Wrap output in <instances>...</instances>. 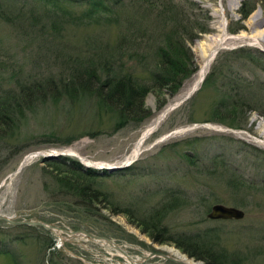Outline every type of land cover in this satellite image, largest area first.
Returning a JSON list of instances; mask_svg holds the SVG:
<instances>
[{"label":"rangeland","instance_id":"rangeland-1","mask_svg":"<svg viewBox=\"0 0 264 264\" xmlns=\"http://www.w3.org/2000/svg\"><path fill=\"white\" fill-rule=\"evenodd\" d=\"M123 1H128L123 7L133 5L131 0ZM161 1L180 4L182 10L191 11L192 17L202 21L207 30L197 32L191 41L185 40L196 66L194 72L158 110L154 96L146 94L143 105L151 114L139 126L114 128L115 115L95 112L93 102L86 97L75 103L65 98L54 102L48 97L33 103L21 117L15 114L10 131L0 130V214L13 220L39 219L63 230L79 231L65 234L60 230L65 239L57 246L52 230L36 225H10L0 220V264H130L103 240L84 233L107 237L136 261L143 260L156 248L166 254L162 247L178 250L170 243L151 241L127 221L123 212H112L133 206L143 214L164 199L165 191H175L186 201L169 211L161 224H167L172 232L217 231V242L228 253L235 251L246 256L245 264H264V115L255 109L248 111L244 128L206 120L214 91L211 86L200 91L202 82L144 138L140 153L127 168L96 178L95 185L109 193L108 205L85 207L74 196L57 191L52 177L54 167H58L53 161L57 159L41 162L39 154L14 172L26 155L36 151L64 152L65 156L80 158L90 167L130 162L142 131L165 106L184 93L197 72L196 43L221 35L222 20L226 38L206 73L222 59L224 52L248 48L264 53V0ZM242 1L251 7L244 18L238 13ZM188 2L193 3L192 8H188ZM7 5L0 14V93L12 92L20 84L65 78L69 66H77L69 64L67 55L79 51L78 46L84 50L95 45L100 35L114 41L119 32L112 21L85 22L84 18L67 20L65 30L56 32L51 26L55 17L51 20L42 17L46 10L38 4L14 0ZM84 9L83 5H73L71 12L79 15ZM147 18L155 20L153 15ZM229 55L230 73L251 81L264 80V72L259 68L244 62L238 54L232 58ZM221 61H227V56ZM140 64L128 62L127 69L147 83L146 71ZM196 93L190 107V99ZM177 130L180 132L163 139V134ZM192 137L201 138L200 144L191 148L198 162L194 166L181 155L185 148L182 141ZM205 166L210 168L206 170ZM240 177L244 184L233 187L232 181ZM216 203L237 207L244 215L239 220L208 219L209 207ZM144 264L177 263L155 255Z\"/></svg>","mask_w":264,"mask_h":264},{"label":"trees","instance_id":"trees-1","mask_svg":"<svg viewBox=\"0 0 264 264\" xmlns=\"http://www.w3.org/2000/svg\"><path fill=\"white\" fill-rule=\"evenodd\" d=\"M12 1L14 0H0V14L2 8ZM30 1L46 10L42 17H55L54 21L64 22L56 24L52 21V29L56 32L65 30V25L69 24L67 20L83 18L86 19L85 22L112 21L118 25L119 32L114 41L102 39L100 35L95 45L84 50L78 46L79 51L77 49L76 52L72 51V56L67 55L69 64L76 63L77 66H69L65 78L20 84L12 92L0 93L2 132L10 131V127L14 126L15 114L21 117L23 111L31 108L33 103L43 102L48 97L54 102L65 98L70 103L86 97L93 102L95 112L115 115L114 128L127 125L137 127L151 114L143 105L146 94L154 96L158 110L165 104L166 98L176 94L182 82L196 69L185 40L191 41L197 36V32L203 33L207 29L202 21L192 17L191 11L182 10L180 4L173 5L161 0H131L133 5L130 4L128 8V5L123 7L128 2L123 0ZM192 4L188 2V8H192ZM247 4L245 1L240 4L238 13L241 18L251 9ZM73 5H83L85 9L79 15H74L71 12ZM152 15L155 20L147 18ZM228 31L233 32V29L228 28ZM222 54L225 60L227 56V61L222 63V56L217 64H212L199 88L202 91L211 86L214 91L206 120L230 128H244L248 111L255 109L264 115V80L251 81L230 73L228 69L231 59H228V55L232 58L233 54H238L243 57L244 62L264 72V53L237 48ZM128 62L141 63L149 82L145 83L132 75L127 69ZM196 96L197 93L190 99V107ZM182 142L185 148L181 155L193 166L198 164L191 148L198 146L201 138H187ZM53 162L58 164H55L58 167H54L52 175L57 191L74 196L82 206L89 208L110 203L109 193L95 185L97 177L109 173L84 168L75 158L68 156H60ZM205 168L208 170L210 166ZM240 178L232 181L233 187L244 184V180ZM163 195V200L143 214L136 212L133 206H124L122 210L112 212H123L127 221L151 241L158 244L170 243L187 257L202 261L203 264H245L246 256L235 251L228 253L219 246L217 231L210 229L208 231L211 232L207 234L199 231L188 234L182 231L172 232L167 224H161L169 211L184 205L186 201L184 196L175 191H165Z\"/></svg>","mask_w":264,"mask_h":264},{"label":"bare ground","instance_id":"bare-ground-1","mask_svg":"<svg viewBox=\"0 0 264 264\" xmlns=\"http://www.w3.org/2000/svg\"><path fill=\"white\" fill-rule=\"evenodd\" d=\"M256 21V20H255ZM254 24V23H253ZM221 35H217V36H210L207 37L205 41H200L196 43V51L198 53L199 56V68L197 70V72L195 73L193 79L191 80V82L189 83V85L187 86L186 90L184 91L183 94H181L180 97H178V99L173 102V103H179L188 93H190L191 91H194L195 89H197L198 85L201 83L202 78L204 77L208 66L210 64V61L212 59V56L214 54V52L216 50L219 49V47L222 46L223 42L225 41V33H224V20H222L221 22ZM168 104L167 106H165L158 114L157 116L154 118V120L151 122V124L147 125L146 129L144 131H142L141 137L140 139L136 142L134 149H133V155L131 156V160L133 158H135L141 150V145H142V141L144 140V138L149 135L156 127L157 125H159L160 121L167 116L164 113V110L169 107L171 104ZM165 114V115H164ZM163 121V120H162ZM180 132V130L177 131H172L171 133H167L165 135H163V139L172 136L173 134ZM41 154H44L41 152ZM39 154H28L26 155L22 161L25 163L28 160L32 159L33 157L37 156ZM130 159L128 161H131ZM125 162V161H124ZM123 162V163H124ZM56 237H57V244L60 246L63 243V240L65 239L59 228H55L53 227L51 229ZM162 250H165L168 254L169 257H172L174 259L186 262L187 264H201L200 262H195L191 259H188L185 255L181 254L178 250L171 248V247H162ZM165 253V252H164ZM166 254V253H165ZM127 262V261H126Z\"/></svg>","mask_w":264,"mask_h":264},{"label":"water","instance_id":"water-1","mask_svg":"<svg viewBox=\"0 0 264 264\" xmlns=\"http://www.w3.org/2000/svg\"><path fill=\"white\" fill-rule=\"evenodd\" d=\"M217 51V50H216ZM216 51L214 52L212 59L214 57V55L216 54ZM193 92L191 91L190 93H188L179 103H173L171 104L169 107H167L164 110L165 114H168L172 109H174L175 107H177L178 105H180L183 101H185L186 99H188L191 94ZM164 114V115H165ZM33 154H40V161L43 160H53V159H57V157L60 155V153H55V152H49L46 154H41V152L36 151L33 152ZM84 167H88L87 165H84L83 163H81ZM24 165L23 161L19 162L18 167L16 168V171H19L20 168ZM127 166L126 164H119V165H110L107 167L104 166H99L96 167L97 169H105L107 172H111L114 170H119L122 169L124 167ZM244 213L241 209L234 207V206H226L224 204L221 203H216V204H212L209 208V211L206 214V217L209 219H222V220H227V219H241L243 217ZM0 220L10 224V225H29V226H41L47 230H51L53 228V226L51 224L45 223L44 221L38 220V219H33V220H13L12 218L5 216V215H1L0 214ZM57 228V227H55ZM63 232L65 233H79V231H68V230H63L61 229ZM82 233V232H80ZM86 234L88 237H94L96 239H101L103 240L105 243H107L108 245H110L111 247H113L114 249H116L118 252L122 253L125 258L131 263V264H143L147 259H149L150 257L154 256V255H158L164 259H167L169 261L175 262L177 264H187L186 262L174 259L172 257H169L167 254L160 252V251H155V252H150L148 253L143 260L141 261H135L133 260L131 257H129L128 255H126L122 249L120 247H118L116 244H114L110 239H108L107 237L104 236H94L92 234L89 233H84Z\"/></svg>","mask_w":264,"mask_h":264}]
</instances>
